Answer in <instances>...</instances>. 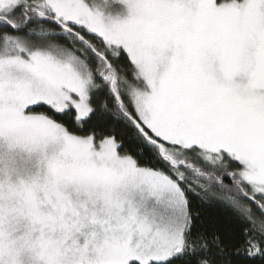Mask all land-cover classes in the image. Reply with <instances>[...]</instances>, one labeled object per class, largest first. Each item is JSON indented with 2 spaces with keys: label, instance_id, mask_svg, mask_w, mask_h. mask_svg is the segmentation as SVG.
Returning a JSON list of instances; mask_svg holds the SVG:
<instances>
[{
  "label": "snow or ice",
  "instance_id": "1",
  "mask_svg": "<svg viewBox=\"0 0 264 264\" xmlns=\"http://www.w3.org/2000/svg\"><path fill=\"white\" fill-rule=\"evenodd\" d=\"M0 264H264V0H0Z\"/></svg>",
  "mask_w": 264,
  "mask_h": 264
},
{
  "label": "trees",
  "instance_id": "2",
  "mask_svg": "<svg viewBox=\"0 0 264 264\" xmlns=\"http://www.w3.org/2000/svg\"><path fill=\"white\" fill-rule=\"evenodd\" d=\"M213 211H215V210H213Z\"/></svg>",
  "mask_w": 264,
  "mask_h": 264
}]
</instances>
